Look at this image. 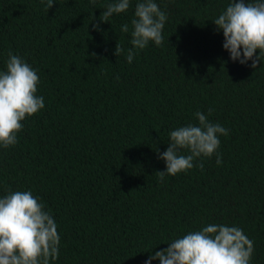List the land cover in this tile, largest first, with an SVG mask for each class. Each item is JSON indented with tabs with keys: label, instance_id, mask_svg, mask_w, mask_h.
Wrapping results in <instances>:
<instances>
[{
	"label": "trees",
	"instance_id": "1",
	"mask_svg": "<svg viewBox=\"0 0 264 264\" xmlns=\"http://www.w3.org/2000/svg\"><path fill=\"white\" fill-rule=\"evenodd\" d=\"M54 2L47 11V0H0V72L9 52L22 57L45 104L21 122L17 144L0 147V198L31 191L44 205L61 238L50 264H145L210 224L242 229L250 264H264V61L253 69L223 48L213 21L232 0H155L168 17L163 42L131 63L138 0L108 22L99 17L114 0ZM197 111L229 130L222 163L200 157L203 170L159 181L157 150L172 130L198 125Z\"/></svg>",
	"mask_w": 264,
	"mask_h": 264
},
{
	"label": "clouds",
	"instance_id": "2",
	"mask_svg": "<svg viewBox=\"0 0 264 264\" xmlns=\"http://www.w3.org/2000/svg\"><path fill=\"white\" fill-rule=\"evenodd\" d=\"M90 2L95 4L96 0ZM54 3L47 0L46 10ZM129 8L130 0H114L106 6L99 20L108 22L113 14L125 13ZM167 19L155 0H138L131 20L133 47L126 53L128 63L133 61L137 50L145 49L150 41L157 46L162 44ZM213 23L217 31L223 32V48L232 61L242 65L251 61L253 69L264 61V0H232ZM93 29L99 31L100 24L93 22ZM128 30V24L121 26L122 32ZM124 52L117 43L114 54L118 57ZM6 68L0 72V147L3 148L17 144V133L23 128L21 122L45 107L44 98L36 94L37 71L11 52ZM211 112L209 109V116ZM195 116L198 125L172 130L167 150L162 154L157 150L158 159L166 164L164 171L156 172L159 181L164 182L166 176H175L194 166L203 170L202 162L194 165L200 157L216 154V163H222L217 152L219 137L227 136L229 130L210 122L200 111ZM181 150L190 154L183 155ZM60 239L55 220L31 191L10 192L0 198V264H50L59 257ZM167 244L166 249L150 255L145 264L156 259L160 264H250L254 253V243L242 229L223 224H210Z\"/></svg>",
	"mask_w": 264,
	"mask_h": 264
}]
</instances>
